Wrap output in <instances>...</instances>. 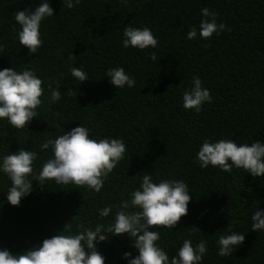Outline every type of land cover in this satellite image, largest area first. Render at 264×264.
Returning <instances> with one entry per match:
<instances>
[{"label":"trees","instance_id":"obj_1","mask_svg":"<svg viewBox=\"0 0 264 264\" xmlns=\"http://www.w3.org/2000/svg\"><path fill=\"white\" fill-rule=\"evenodd\" d=\"M38 2L0 0V41L6 45L0 69L34 70L45 88L47 83L59 85L61 99L51 102L46 88L38 116L24 129L0 121V156L19 148L37 151L38 173L51 155L40 152L42 142L80 124L93 137L122 138L127 155L99 193L33 182L32 193L19 207L7 203L10 181L0 174V247L16 254L62 232L68 223L72 232L81 224H107L114 212L101 218L99 210L112 205L115 211L147 172L154 182L183 180L192 192L188 215L174 230L160 229L159 243L170 256L184 239H203L208 247L203 264H264V231H251L253 211L264 209V180L243 169H201L195 160L205 139L264 142V0H129L127 6L120 0H82L72 9L50 0L53 18L42 22L43 44L30 55L16 38L15 13ZM204 7L217 14L225 31L208 40H188ZM128 25L149 28L159 41L157 48L124 49L121 39ZM151 51L157 53L156 62L147 56ZM72 67H82L90 80L80 84L70 74ZM115 67L135 78L134 88L110 84L105 72ZM194 76L212 97L199 113L182 105ZM228 225L245 234V241L230 256L220 257L216 241ZM130 243L119 237L97 247L105 264H127L121 259L125 252L138 254Z\"/></svg>","mask_w":264,"mask_h":264},{"label":"clouds","instance_id":"obj_2","mask_svg":"<svg viewBox=\"0 0 264 264\" xmlns=\"http://www.w3.org/2000/svg\"><path fill=\"white\" fill-rule=\"evenodd\" d=\"M61 2L63 7L72 9L79 6L82 0ZM128 2L120 0L124 6ZM53 15L50 0H39L35 7L15 13V22L19 26L16 38L30 55H34L43 44L42 22L53 18ZM201 15L203 18L198 28L193 26L188 31V40L198 36L208 40L214 34L219 36L225 31L226 25L217 23L215 12L204 7ZM121 43L124 49L131 47L145 51L156 49L159 41L149 28L128 25L123 29ZM5 47L0 41V52ZM147 56L151 61H157L155 51L147 52ZM70 74L80 84L90 80L82 67H72ZM105 77L116 89H131L136 85L135 78L123 67L108 69ZM44 85L45 81L34 70L0 69V121L6 120L18 130L28 127L38 116L37 109L42 105L41 97L46 88L51 102L61 99L59 85L55 88L52 83H47L46 88ZM211 102L210 91L203 86L199 76H194L191 87L182 94L183 108L199 113L205 103ZM126 148L122 138L93 137L90 128L80 124L71 131H63L55 139L42 142L40 152L48 150L51 155L42 163L38 173L35 172V162L39 158L37 151L19 148L14 153L0 156V174L10 181L6 201L13 207H19L22 200L32 193L33 182L44 187L53 181L56 185L86 187L99 193L107 177L127 155ZM195 160L201 169L211 166L227 173L234 168L243 169L253 178L264 180V142L249 144L237 143L231 138L205 139ZM191 193L183 180L160 179L154 182L152 175L144 172L139 187L129 194L128 199L121 201L115 211L112 205L99 210L101 218H108L114 212L107 224L100 223L94 228L81 224L78 231L72 232L68 223L62 232L16 254L0 247V264H105L106 258L97 246L119 237L128 238L130 247L138 253L125 252L121 259L127 264H203L208 252L206 240L193 243L191 239H184L172 256L159 243L161 228L174 230L181 218L188 215ZM251 231H264V209L256 207L253 211ZM244 241L245 234L234 231L228 225L226 232L219 235L216 241L217 255L230 256Z\"/></svg>","mask_w":264,"mask_h":264}]
</instances>
